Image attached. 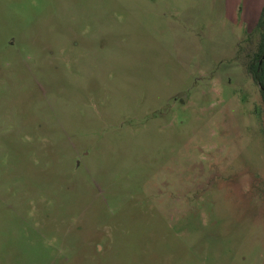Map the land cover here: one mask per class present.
Segmentation results:
<instances>
[{
    "label": "rangeland",
    "instance_id": "obj_1",
    "mask_svg": "<svg viewBox=\"0 0 264 264\" xmlns=\"http://www.w3.org/2000/svg\"><path fill=\"white\" fill-rule=\"evenodd\" d=\"M263 8L0 0V264H264Z\"/></svg>",
    "mask_w": 264,
    "mask_h": 264
},
{
    "label": "trees",
    "instance_id": "obj_2",
    "mask_svg": "<svg viewBox=\"0 0 264 264\" xmlns=\"http://www.w3.org/2000/svg\"><path fill=\"white\" fill-rule=\"evenodd\" d=\"M239 54L243 58L245 72L256 84L261 95V104L255 108V115L260 118L264 114V8L256 29L248 33Z\"/></svg>",
    "mask_w": 264,
    "mask_h": 264
},
{
    "label": "water",
    "instance_id": "obj_3",
    "mask_svg": "<svg viewBox=\"0 0 264 264\" xmlns=\"http://www.w3.org/2000/svg\"><path fill=\"white\" fill-rule=\"evenodd\" d=\"M263 59H264V57H263ZM261 87V86H260Z\"/></svg>",
    "mask_w": 264,
    "mask_h": 264
}]
</instances>
